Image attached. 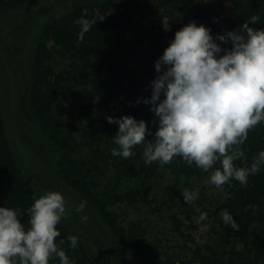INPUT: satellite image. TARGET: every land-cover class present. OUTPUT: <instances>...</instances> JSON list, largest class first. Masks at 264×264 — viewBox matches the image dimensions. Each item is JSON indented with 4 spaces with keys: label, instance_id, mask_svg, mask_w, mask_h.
<instances>
[{
    "label": "trees",
    "instance_id": "trees-1",
    "mask_svg": "<svg viewBox=\"0 0 264 264\" xmlns=\"http://www.w3.org/2000/svg\"><path fill=\"white\" fill-rule=\"evenodd\" d=\"M27 1L0 0V10L17 8ZM153 1L83 2L47 23L34 49L28 88L27 103L34 124L61 150L57 167L62 180L80 192L115 233L114 250L117 255L123 251L133 264H264V167L249 176L246 186L233 179L209 196L205 210L212 220L210 238L191 248L190 257L178 262L165 258L155 242L145 240L146 229L139 221L126 226L117 225L107 203L97 196L98 183L116 157L112 156L110 146L114 145L112 137L118 125L109 124L106 116L131 115L137 120L143 119L152 132L157 127L153 123L154 114L142 102L143 98L150 96L141 90L139 82L144 81L151 89L150 82L157 75L154 63L168 45L156 44L153 48L152 44V52L141 69L133 64L114 66L112 62L103 60L112 45L123 52L133 49L136 41L123 38L121 30L140 3ZM158 1L164 6H177L182 11H191L198 3L205 9L207 6L222 8L226 14V25L218 26L219 34L238 29L254 14L260 17V21L250 26L264 28V0ZM85 11L87 19H98L97 13L104 18L98 20L80 42L77 39L79 25L75 21ZM217 43L222 49L231 46L220 41ZM55 51L66 59V66L59 68L51 64ZM146 137L149 141L154 139L151 134L146 133ZM240 147L246 158L234 163L238 167L249 166L253 156L264 149V124L249 130L247 140ZM144 167L148 174H152L157 171L158 164L153 162L144 164ZM167 167L182 191L192 190L194 180L210 177L213 171L209 169L206 172L194 163L188 165L180 157H175ZM219 167L217 162L214 168ZM89 177H93L92 184ZM32 203L33 189L16 162L4 130L0 106V206L20 209L21 222L27 228L29 217L26 210ZM180 208L182 217L174 218L177 229L184 224L183 220L190 222L192 214L187 203L182 202ZM225 209L239 224L238 231L222 224L219 213ZM56 227L60 236L55 242L62 246L73 264H99V258L93 254L91 244L84 237H79L64 224L59 223ZM181 235L191 239L190 234L181 232ZM69 236L78 237L77 248L70 247ZM49 264H60V260L53 254Z\"/></svg>",
    "mask_w": 264,
    "mask_h": 264
},
{
    "label": "clouds",
    "instance_id": "clouds-1",
    "mask_svg": "<svg viewBox=\"0 0 264 264\" xmlns=\"http://www.w3.org/2000/svg\"><path fill=\"white\" fill-rule=\"evenodd\" d=\"M85 14L75 23L79 25L77 39L104 18L87 19ZM260 21L252 15L236 30H225L214 37L203 24L190 21L175 31L173 38L155 61L156 77L150 82L151 95L143 98L154 114L157 125L152 132L146 122L131 115L106 116L109 124L118 125L112 137L118 148L112 156L125 159L135 155L134 146L143 145L145 165L159 162L169 164L175 157L188 165L193 163L204 171L213 169L210 183L220 187L231 180L246 186L248 178L264 167V149L253 156L249 166L238 167L236 160L246 158L240 147L248 138L249 130L264 124V28H254ZM165 31L169 21L162 20ZM230 47L223 48L220 43ZM222 53V54H221ZM137 102H140L138 100ZM151 134L154 139L145 140ZM219 162L220 167L214 168ZM183 201L198 199V190H184ZM87 201L75 208L83 213ZM70 211L59 190H47L33 197L26 210L28 227L21 222L20 209L0 206V264H49L55 254L60 264H73L55 239L60 236L57 225ZM221 222L238 231L239 224L225 209L219 213ZM88 220L86 214L80 217ZM207 214L201 212L196 223L207 231ZM72 249L78 237L69 236Z\"/></svg>",
    "mask_w": 264,
    "mask_h": 264
},
{
    "label": "rangeland",
    "instance_id": "rangeland-1",
    "mask_svg": "<svg viewBox=\"0 0 264 264\" xmlns=\"http://www.w3.org/2000/svg\"><path fill=\"white\" fill-rule=\"evenodd\" d=\"M100 1L29 0L17 8L0 10V106L5 133L16 162L32 186L33 197L47 190L61 191L70 211L60 223L91 244L99 264H133L123 251L118 255L115 253L117 237L94 207L87 202L83 213L75 211L85 199L60 177L57 162L62 152L34 124L27 103L33 53L47 23L76 4ZM201 6L198 3L193 10L182 11L177 6H164L158 0L149 4L140 3L120 33L126 40L136 41L133 49L123 52L112 45L110 52L103 57L104 62L110 61L114 66L133 64L141 69L152 52V44L153 48L156 44L168 45L175 31L190 21L203 24L216 35L218 26L226 25L224 10ZM165 18L169 21L167 31L162 26ZM66 63V59L55 51L51 64L62 68ZM139 86L151 95L149 84L140 81ZM145 140L149 141L146 135ZM110 147L112 150L118 145L114 143ZM143 150V145H137L132 149L135 153L133 157L125 159L116 156L98 183L97 196L107 203L117 225L126 226L132 221H139L146 229L145 240L155 242L165 258L175 262L189 258L191 248L210 238L212 220L205 208L208 206L207 199L218 187L210 183L209 177L194 180L192 190H198L199 197L187 203L192 212L190 222L183 220L184 224L177 229L174 218L182 217L180 207L182 202L186 204L182 197L185 189L182 191L179 188L167 165L157 162V171L148 174L144 167ZM89 182L93 183V177H89ZM201 212L207 214L206 221L202 222L209 226L207 231H201V225L196 223ZM82 214L88 216L86 222L81 221ZM181 232L190 234L191 239L187 235L182 236ZM56 244L62 249L60 244Z\"/></svg>",
    "mask_w": 264,
    "mask_h": 264
}]
</instances>
